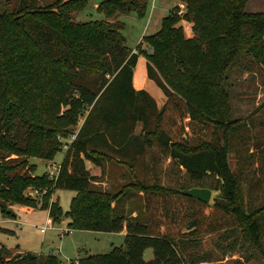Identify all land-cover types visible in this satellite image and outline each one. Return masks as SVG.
Instances as JSON below:
<instances>
[{
	"label": "trees",
	"instance_id": "1",
	"mask_svg": "<svg viewBox=\"0 0 264 264\" xmlns=\"http://www.w3.org/2000/svg\"><path fill=\"white\" fill-rule=\"evenodd\" d=\"M181 1L182 13L175 6L159 31L144 36L148 51L127 45L122 23L75 21L72 10L88 0L57 2L41 16L25 15L10 32L0 28V208L11 215L9 203L41 205L53 223L67 217L76 230L126 227L124 245L71 264H187L177 240L195 243L229 228H241L245 242L264 255V203L242 202L252 180H242L249 173L240 163L252 154L235 146L248 122L233 118L227 87L229 71L242 56L264 70V13H247L250 0ZM147 6L148 0H104L97 9L106 17L143 16ZM184 20L193 23V36L186 35ZM141 53L149 78L167 96L162 107L134 85ZM32 57L37 68L26 76ZM69 138L57 174H36L30 158L53 160L64 147L62 139ZM232 151L237 169L231 166ZM87 160L102 172L107 162L130 167L140 162L142 179L136 176L117 191L103 189ZM193 187L219 195L206 203L182 193ZM28 188L42 195L30 196ZM58 188L76 191L67 211L59 201L49 202ZM134 192L144 195L143 217L131 218L115 207ZM149 247L154 257L146 260ZM0 264L62 260L54 253L11 255L0 246Z\"/></svg>",
	"mask_w": 264,
	"mask_h": 264
},
{
	"label": "rangeland",
	"instance_id": "2",
	"mask_svg": "<svg viewBox=\"0 0 264 264\" xmlns=\"http://www.w3.org/2000/svg\"><path fill=\"white\" fill-rule=\"evenodd\" d=\"M62 1L66 0H0V28L4 27L10 32L11 28L20 27L18 22L20 23L25 15L41 16L48 13L57 2ZM178 4L177 0H148L147 11L143 16L130 12L106 17L98 11L99 4L96 0H88L84 8L73 9L71 14L75 21L79 22L101 20L110 24L122 23L124 24L122 32L126 37L127 45L134 51H148L149 47L143 40L144 36L159 31L163 18ZM246 12L264 13V0H250L246 6ZM181 24L189 36L194 35L191 21L184 20ZM31 59L32 63L24 69L26 76H31L37 68L34 57ZM134 73L135 84L145 87L154 95L162 92L163 89L148 76L147 58L144 53L140 54ZM228 76L231 114L233 118L246 119L248 122L242 130V136H236L235 146H238L240 150L248 148L249 154H252L251 157L244 155L240 163L245 173H249L242 180H252L248 181V195L242 199V202H247L249 199L259 205L264 203V151H260L264 147V70L263 66L256 63L251 56L245 55L232 66ZM62 140H64V147L53 160L30 158V162L37 164L36 174L47 173L51 176L57 173L67 152L65 143H70L72 139ZM87 161L86 164H89ZM230 162L231 166L237 169V157L234 151L230 154ZM91 166L92 172L99 177L101 185L102 182H106V185L102 186L113 191L135 180L136 176L142 179L143 171L140 162L132 167L115 161L107 162L104 172L95 165L91 164ZM30 191V188L26 190L27 193ZM75 194L74 190L58 188L54 190L49 202L57 200L67 211ZM218 195V191H212L209 203H213L214 197ZM115 207L131 218L137 213L143 217L144 195L139 192L130 193L120 198L115 203ZM8 208L11 215L0 208V246L11 250V255H15L13 252L16 251H31L44 256L54 253L60 257L62 264H71V260H78L91 253H106L115 246L125 243L126 233L124 232L70 229L67 217L53 223L49 220V209L41 205L29 207L12 202L8 204ZM43 228L45 231H42ZM196 241L182 243L181 240H177L182 246L187 264H264L262 251L245 242L241 228H229L204 234ZM144 257L146 260L154 257L152 247L145 250Z\"/></svg>",
	"mask_w": 264,
	"mask_h": 264
},
{
	"label": "crops",
	"instance_id": "3",
	"mask_svg": "<svg viewBox=\"0 0 264 264\" xmlns=\"http://www.w3.org/2000/svg\"><path fill=\"white\" fill-rule=\"evenodd\" d=\"M178 2H179V4L178 5H180L181 6V10H185V3L183 2V1H181V0H177ZM186 33V32H185ZM186 35H188L187 33H186ZM189 36V35H188ZM139 60V59H138ZM135 74V73H134ZM145 82H146V80H145ZM134 85H135V87H136V89H145V87H143V86H140V85H137V84H135V77H134ZM148 91V90H147ZM149 92V91H148ZM150 93V92H149ZM155 99H156V101H157V104H158V106L159 107H162L165 103H166V101H167V96H166V94H165V92L162 90V92H157L156 94L157 95H154V94H152V93H150ZM141 128H142V122H139L138 123V125H137V131H140L141 130ZM87 162H89V164H87V167L90 169V171L92 172V166H91V164L92 165H94L91 161H87ZM97 167H99V166H97ZM100 169H101V171H102V168L101 167H99ZM93 173V172H92ZM93 174H96V173H93ZM103 184L102 185H106V182H102ZM98 186H100V187H102L103 189H108L107 187H103L102 185H101V182H97L96 183ZM50 220H52L51 218H49ZM87 231H89V230H87ZM126 233V227H125V229L123 230V231H121L120 233ZM126 235V234H125ZM10 252L12 253V251L10 250ZM18 253H24V251L23 252H20V251H16V252H13V254H18Z\"/></svg>",
	"mask_w": 264,
	"mask_h": 264
},
{
	"label": "water",
	"instance_id": "4",
	"mask_svg": "<svg viewBox=\"0 0 264 264\" xmlns=\"http://www.w3.org/2000/svg\"><path fill=\"white\" fill-rule=\"evenodd\" d=\"M103 1L104 0H96L98 4L102 3ZM182 193L197 197L206 203H209L212 198V190L210 188H205V187H193L189 189H184L182 190Z\"/></svg>",
	"mask_w": 264,
	"mask_h": 264
},
{
	"label": "built area",
	"instance_id": "5",
	"mask_svg": "<svg viewBox=\"0 0 264 264\" xmlns=\"http://www.w3.org/2000/svg\"><path fill=\"white\" fill-rule=\"evenodd\" d=\"M184 10H181L180 11V13H182ZM75 136H73L72 138H74ZM67 146V145H66ZM57 174V173H56ZM56 174H52L51 175V177H54ZM28 194L30 195V196H34V197H39V196H41L42 195V192L41 191H39V190H37V189H31V191L30 192H28ZM50 220V219H49ZM51 221V220H50ZM42 231H45V228H43L42 229ZM64 232H66L65 230H64ZM199 264H202V263H199Z\"/></svg>",
	"mask_w": 264,
	"mask_h": 264
}]
</instances>
